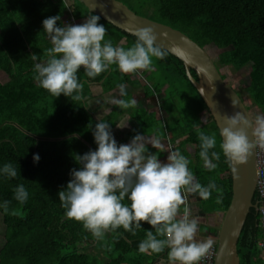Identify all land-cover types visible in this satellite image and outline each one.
Segmentation results:
<instances>
[{
    "label": "trees",
    "instance_id": "1",
    "mask_svg": "<svg viewBox=\"0 0 264 264\" xmlns=\"http://www.w3.org/2000/svg\"><path fill=\"white\" fill-rule=\"evenodd\" d=\"M118 1L136 14L185 33L208 53L228 85L226 75L220 72L222 67L245 69L243 83L238 89L231 87L249 108L252 121L256 114L264 113V0ZM55 15L60 16L58 26L80 24L87 8L78 0H0V73L5 77L0 81V166L12 163L18 172L14 179L0 177V202H10L9 213L0 210L4 226L0 264H157L167 258V249L159 254L138 251L145 230H151L146 222H141L135 235L121 227L107 232L101 241L80 222L63 215L57 193L69 181L70 170L78 168L76 155L96 148L89 123L94 126L98 120L107 121L112 132L121 114L114 107L101 119L93 116L85 102L92 83L102 92L118 90L116 86L124 84L125 91L128 86L139 88L144 97L155 98L154 110L138 106L125 109L132 119L126 136L159 135L189 159L188 167L196 181L205 186L215 181L222 192L221 203L215 202L218 193L214 190L207 200L190 195L188 206L192 216L198 218L196 236L204 233L216 241L218 226L211 227L203 219L212 213L222 218L229 204L230 164L221 154L213 171L203 167L199 133H216L213 150L218 152L221 137L203 99L188 80L182 61L165 50L163 60L153 58L150 72L126 74L113 65L90 79L81 68L77 72L83 84L79 98L62 94L53 97L33 79L31 54H37L41 61L46 58L45 50L51 45L41 22ZM98 23L104 25L105 39L114 46L127 48L133 43V35L101 18ZM190 73L197 79L194 70ZM126 93L121 98L131 99L130 91ZM114 139L117 145L123 144ZM33 154L39 155L36 163ZM17 184H23L28 192L23 204L13 199L12 189ZM257 221V211L249 208L236 246L239 264H264V253L257 245Z\"/></svg>",
    "mask_w": 264,
    "mask_h": 264
},
{
    "label": "clouds",
    "instance_id": "2",
    "mask_svg": "<svg viewBox=\"0 0 264 264\" xmlns=\"http://www.w3.org/2000/svg\"><path fill=\"white\" fill-rule=\"evenodd\" d=\"M99 15L91 12L80 24L64 23L58 26L60 16L42 20V29L50 47L45 50L41 61L37 54H31L34 62L33 79L37 85L53 97L79 98L83 84L77 72L94 79L108 71L113 65L121 73H136L137 70L152 71L153 58L163 60L165 50L155 43L157 35L152 27L137 28L131 46H114L105 39L106 29L98 23ZM120 97L127 93L124 84H118ZM111 104L121 109L135 107V98L125 100L111 98ZM233 107H235L232 101ZM94 126L89 123L95 150L76 155L78 168L71 169L70 179L58 191L57 197L63 215L82 224L96 240H104L107 232L123 228L135 235L141 222L151 226L145 230L144 239L138 244V251L159 254L167 249L169 264H200L212 248V239L197 240L198 218L192 216L188 197L195 194L207 200L215 190L216 203H221L222 192L215 181L206 186L196 181L188 167L189 159L163 142L159 135L145 137L135 134L127 144L117 145L110 123L98 120ZM225 126L219 129L222 138L220 151L216 133L200 132L199 157L203 167L213 171L221 154L226 161L243 164L257 146L264 148V113L256 114L254 122L240 112L224 117ZM116 125L118 128L126 127ZM251 129L249 142L246 130ZM147 145L157 150L148 151ZM167 152L165 162L158 159V153ZM33 162L39 155L33 154ZM235 173V168H233ZM18 175L12 163L0 166V177L14 179ZM13 199L23 204L28 192L23 184L12 189ZM9 201L0 202V210L9 213ZM183 206V207H181Z\"/></svg>",
    "mask_w": 264,
    "mask_h": 264
},
{
    "label": "water",
    "instance_id": "3",
    "mask_svg": "<svg viewBox=\"0 0 264 264\" xmlns=\"http://www.w3.org/2000/svg\"><path fill=\"white\" fill-rule=\"evenodd\" d=\"M78 1L87 8V15L90 12L99 15L104 21L128 34L133 35L137 28L152 27L157 35L155 43L182 61L188 80L203 99L218 130L225 126L224 117L235 112H240L251 120L240 97L224 82L208 53L185 33L136 14L118 0ZM190 69L195 71L197 79L193 78ZM246 134L251 142L254 139L251 129H247ZM229 164L231 197L218 227L214 264H239L236 249L239 234L249 208L253 207L257 211V201H253L256 184L255 148L245 163Z\"/></svg>",
    "mask_w": 264,
    "mask_h": 264
},
{
    "label": "crops",
    "instance_id": "4",
    "mask_svg": "<svg viewBox=\"0 0 264 264\" xmlns=\"http://www.w3.org/2000/svg\"><path fill=\"white\" fill-rule=\"evenodd\" d=\"M126 91L131 94V99L135 98V100L137 101L136 106H138L139 108H148V109H155L154 105H155V98L153 97H144L143 93L141 91V89L137 88V89H130V87L128 86ZM121 98L119 95V90H112V91H108V92H102L100 86L98 84H90V94L86 97L85 102L87 103V108H89L92 112H93V116L96 119H101L103 118L106 114L109 113V111L117 106L111 104L109 101L111 98ZM119 110H121V114L118 117V121L116 122V124L114 125L112 132L114 137L117 140L123 141V144H127L130 141V137L126 136L127 131L131 128L132 126V119L130 118V116L127 113V110H123L121 108H118ZM254 122V121H253ZM127 123L126 127L123 128H118L116 127V125H123ZM152 134L150 135H146L145 137H151ZM163 142H165L168 145V142L166 139H163ZM150 147V150H148L151 153L156 152L157 150L153 149L150 145H147V148ZM158 159L161 162H165L166 161V157L168 155L167 152H163V153H158ZM216 214V215H215ZM211 217L213 216V220L214 222L212 224L208 223L211 225V227H219L221 218L220 215H218L217 213H212L210 215ZM259 228V227H258ZM260 231V230H259ZM201 239L200 240H204V239H212L213 237L210 235H207L206 237L204 236V233H201ZM199 236H196V239L200 238ZM214 241V240H213ZM157 264H169L168 259L167 258H161V260L157 263Z\"/></svg>",
    "mask_w": 264,
    "mask_h": 264
},
{
    "label": "built area",
    "instance_id": "5",
    "mask_svg": "<svg viewBox=\"0 0 264 264\" xmlns=\"http://www.w3.org/2000/svg\"><path fill=\"white\" fill-rule=\"evenodd\" d=\"M73 19L70 18L69 21ZM68 21V20H66ZM255 164H256V184L255 195L257 201L258 221L257 225L260 230V238L257 245L264 253V148L257 146L255 148ZM216 251V241H214L212 248L209 250L207 256L200 261V264H214V257Z\"/></svg>",
    "mask_w": 264,
    "mask_h": 264
},
{
    "label": "rangeland",
    "instance_id": "6",
    "mask_svg": "<svg viewBox=\"0 0 264 264\" xmlns=\"http://www.w3.org/2000/svg\"><path fill=\"white\" fill-rule=\"evenodd\" d=\"M208 52L210 51L208 50ZM220 72L226 75V81L229 82L234 89H238L240 86L239 84L243 83V80H244L243 77L245 75L246 70L241 69L239 71H232L231 68L228 66V67H222L220 69ZM4 80H5V77L3 76L2 73H0V81H4ZM245 101L248 102V99L246 97H245ZM246 102L245 104L246 106H248ZM247 110L250 112L249 108H247ZM203 220L205 221V223H210V224L214 222L213 216L211 217L210 215L207 217H204ZM3 228L4 226L1 222V216H0V246H1V243H3Z\"/></svg>",
    "mask_w": 264,
    "mask_h": 264
}]
</instances>
